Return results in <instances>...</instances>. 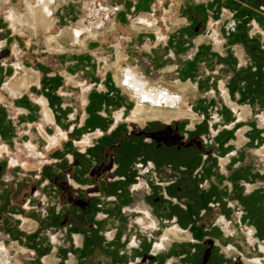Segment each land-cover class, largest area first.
<instances>
[{"label": "crops", "instance_id": "1", "mask_svg": "<svg viewBox=\"0 0 264 264\" xmlns=\"http://www.w3.org/2000/svg\"><path fill=\"white\" fill-rule=\"evenodd\" d=\"M38 1L0 2V149L4 148L0 151V264H153L155 260L161 264H247L245 259H258L264 264V221H259L264 199L254 201L256 190L264 187V170L255 174L258 156L253 153L256 146L264 143V51L263 57L257 58L258 50L247 48L248 39L239 30L226 33L225 24L236 12L234 7L224 12H229L230 17L223 15L216 24L205 13L212 26L200 35H188V26L196 20L190 11L204 5L212 8L215 3L224 6L230 0H97L102 7L99 10L89 8L94 0H49L50 16L55 18L50 30L34 28L24 19L16 21L18 15L27 14L28 2L37 5ZM243 1L256 10L249 14L251 27L264 32V14L257 11L264 0ZM57 3L60 4L54 9ZM190 3L193 7L188 6ZM131 6L137 11L133 16L150 15L158 29L140 30L134 27L132 17L129 23L126 16ZM143 19L149 22L146 17ZM81 20L88 29L80 38L72 40L71 35L63 34L65 28ZM99 20L103 24L98 33L90 31ZM210 31L215 32L219 49L216 42L212 45ZM159 32L163 34L162 40L158 38ZM50 35L57 38L53 46L63 50L49 49ZM85 37L82 46L80 42ZM54 57L60 62L57 73L47 63L48 58ZM84 57L94 61L97 73L86 76L78 71L75 66ZM170 67L173 69L168 71ZM17 68L29 71L34 78L19 93L7 87L17 77ZM212 69L215 71L211 73ZM125 78L144 81L151 92L175 95L183 101H178V108L185 105L186 98L185 107L195 115L186 111L192 114L187 117H193L183 120L186 132L196 131L204 120L209 132L215 134L212 138L219 137L218 142L223 144L222 159H229L225 166L234 165L227 174L222 165L221 187L208 181L210 189L198 192L189 181L190 174L185 172L176 184L181 190L175 189V185L164 190L166 186L162 185L158 194L171 202L162 199L159 203L153 202L145 191L116 198V183L105 181L112 186V191L102 189L104 196L111 197L110 201L102 203L100 192L91 194L96 196L91 216L72 204L71 186L86 189L92 184L97 143L114 147L130 138L132 131L148 141H159L165 126L172 123L171 119L166 122L162 118L142 123L130 121L131 110L139 100L134 101L136 94L122 84ZM209 79L214 80L215 88L218 81L224 83L230 100L249 108L246 119H238L226 99L218 95L217 88L216 95L207 94V86L203 88L200 83L204 80L207 85ZM91 80L100 90L89 88L93 85ZM147 80L155 83L153 86L171 85L174 92L154 88ZM178 81L193 83L196 92L192 88L182 96L176 87ZM108 85L130 103V114L119 120L116 114L124 111V105L117 101V112L108 114L113 106L107 95ZM213 101L224 106L221 113L209 112L207 105ZM244 127V142L235 145L233 139L238 137L234 131L238 134ZM89 129L93 131L91 135ZM228 136L229 141L233 137L229 143ZM87 138L89 144L82 145ZM53 140L55 145L50 144ZM231 151L233 156L239 155L231 159L227 156ZM259 151L262 153L258 155H264V149ZM190 159L182 156L178 166L192 171L199 161ZM120 161L127 163L129 159ZM206 173L210 174V169ZM158 174L160 180L169 181L174 173L161 168ZM233 183L238 196L232 201L237 209L248 208L245 219L236 211L224 214L221 204L214 208L210 205L209 209L215 193L222 196V205L228 202L223 197L226 192L229 196L233 193ZM248 186L253 187L251 191ZM101 204L102 209L97 207ZM171 227L182 229L181 239H164L165 231ZM246 230L252 231L251 241ZM158 236L160 249L156 247Z\"/></svg>", "mask_w": 264, "mask_h": 264}, {"label": "flooded vegetation", "instance_id": "2", "mask_svg": "<svg viewBox=\"0 0 264 264\" xmlns=\"http://www.w3.org/2000/svg\"><path fill=\"white\" fill-rule=\"evenodd\" d=\"M1 1L2 0H0V2ZM28 4H30V3L29 2L27 3V9H28ZM31 5H33V4H31ZM29 17H30V12L28 9L27 14L25 16L18 15V19L16 21H21V19H24L25 21H28L30 23V25L34 28L40 26V27H43L45 30H48L47 29V27H48V24H47L48 14L46 12H44L43 10L41 11L40 18H39L40 22L35 24V26L30 22ZM143 17H146L149 20V22L146 23V21L143 19ZM102 24H103L102 21L99 22V24L96 27L91 28L90 31L96 30V32L98 33L97 30L101 27ZM154 24H155V20H153V18L148 14H141L134 19V27L138 26L139 28H141L140 30H142L143 28L153 29V30L158 29ZM210 26H212V25H210ZM65 29H67V31L69 32L66 35H71L72 40H75V36H74L75 32L79 33L78 34L79 37L78 36L77 37L80 38V35L84 31H86L88 28L85 27L82 23H78L77 27L75 29H72L70 27L65 28ZM158 38H159V40L163 39V34L161 32H159ZM211 38L217 44L216 49H219L220 43H219L218 39H216L215 32H212ZM82 41L80 43L82 46H84L85 42H84V44H82ZM62 50H63V48H62ZM172 69H173V67H170L168 71H171ZM23 71H26V70H19L18 69V74L20 72H23ZM116 79H117V81L120 82L118 75H116ZM31 80H30V82H31ZM178 82H180V81H178ZM127 83L131 87L135 88V84L131 83L130 79L127 80ZM137 83H139V81H136V84ZM176 84H177V82H176ZM180 84H182V82ZM184 84L188 85V86L189 85L192 86L191 82L183 83V85ZM176 86H178V84ZM7 87L9 88V84L7 85ZM191 89L192 88L190 87L189 90H191ZM196 89H197V87L195 86L194 92H196ZM220 89L222 90L223 98L226 99L227 105H229V107L238 115L237 116L238 119L240 121H242L243 119H246L248 117V115L250 114L249 108L248 107H240L239 105L234 103L232 100H230V97L226 91V86L224 83L220 84ZM214 90L216 91V88ZM19 92L20 91H18V92L16 91V93H19ZM217 92L219 95L220 91L218 90ZM214 94L216 95V93H214ZM166 95H168V94L161 93V96H162L161 98L165 97ZM133 97H134V99H136L135 95ZM122 99H123V103H124L123 104L124 105L123 106L124 111L117 112V114H116L117 120L121 119L122 116L125 115V112L129 111V109H130V103L127 101L126 96H124ZM177 100H178V97H177ZM42 101L44 104H46L45 99H43ZM178 101H180V99ZM147 104H149V103H144V102L139 103L138 102L137 105L135 107H133V109L131 110L129 120L132 122H136V123H142L146 119H155V118H162V119L166 120V122H169L172 120L171 124L165 126V130L163 133V139L159 140V141H156V140L148 141L146 137H139V136L135 135V131H132V133L130 134V138H128L127 140H124L123 142L117 143L114 147H112L108 143L107 144L106 143H104V144L97 143L96 144L97 147H95L96 148L95 152L96 153H97V151L100 152L99 155L102 157V161L99 163L98 158L96 156V159L94 160V163H93L92 175L90 177L92 184L88 185V187L86 189H83L79 186L78 187L71 186L73 189L72 204L76 207H79L81 210L84 211V213H87L88 215L91 216L92 210L94 209V207H96V205L94 204V201H95L94 198H96V196L91 195V194H94L96 192H100L101 197H99V198L102 201V203H105L106 201H110L111 197L110 196H107V197L104 196L105 192L102 189L108 188L109 191H112L111 190L112 186L111 185L107 186L105 181L116 183V185L118 187L115 190L116 198H120L121 196H122V198H125L127 194H129L130 192H134V191H138V192L145 191L146 196L151 197V200L153 202H159V203L163 202L162 199L165 200V202H167V203L171 202V200L166 198L164 195H162L160 197V195L158 194V191L161 189L162 185L166 186L164 188V190H167V188H171L174 185H175V189L181 190V187L176 186V184L178 183V180L182 177V174L185 172H188L191 175H193V173H194L193 176L195 178L194 177H192V178H194L195 181H198L199 183L201 181H203V182H201V184L197 183L196 185H194L195 189H196V187L198 189L199 188L203 189L201 186L205 182L203 179H205V177H206V174H207L206 172H207V170L210 169V165L213 166L216 164V160L212 159L210 161L211 164H205L204 161L201 163L199 161V159H200L199 156L202 157L201 156V149L197 151V149H195V147H193L194 144L191 143L190 141L189 142H186V141L183 142V140H182L183 132H181L182 127H180V128L176 127V125L182 126L184 124V122H183L184 119L193 118L195 116L194 113L192 111H190L193 114V117L185 116L187 118L179 117L176 115H173L171 117H160V116H158V117H145L143 114H135V110L139 106H142V105L144 107H146L147 109H164V110H173L175 112L176 111L186 112V111L182 110L181 108H178L177 104L172 106V105H169L166 103V105H169V106L157 107V108L150 107ZM186 104H187V102L185 103V105ZM185 105H182V106H185ZM153 106H155V105H153ZM234 106L237 107L236 110L233 109ZM112 110H113V106L110 107V109H108V111H107L109 115H111L113 113ZM116 110H118V109H115V111ZM244 112H248V113L245 116L241 117V115ZM191 113L188 116H192ZM48 114L51 116V112L49 110H48ZM262 121H264V120H262ZM178 123H180V124H178ZM239 123H241V122H239ZM173 128L181 130L179 132L180 138H177L174 135ZM246 130H247V128L244 127L238 132V134H237L238 140L235 141V145L240 146L243 144L244 133L246 132ZM184 131H186V128ZM192 132L190 133L187 131L188 134H192ZM92 133H93V131H91V129H89L88 135H91ZM230 134L233 135L231 132H230ZM208 136L209 135L206 136V139H208ZM188 140H189V137L187 138V141ZM53 141H54L53 143L50 142L51 145H55L56 141L55 140H53ZM81 144L82 145H88L89 144L88 138L85 139ZM186 144L189 145V147H187ZM96 145H94V146H96ZM259 147L260 146H256V148L253 150V153L256 156L264 159V155H258L256 153L257 150H263L264 149V147H262V148H259ZM189 148H191V149L194 148V151L189 152V150H188ZM3 149L4 148L0 149V151L3 152ZM177 153H183L182 156L188 157V158L191 155H193L194 158H196V157L198 158V159L196 158V161H199V164L192 171L188 170L189 167L178 166V161L176 160ZM123 159H129V161H127V163L120 161ZM228 162H229V159H227V158H224L221 160V164L223 166L225 164H227ZM12 164H15V161H12ZM161 168H165L166 170L170 171L171 173H174L173 177L169 181L160 180L158 173H159V169H161ZM203 169H205V170L203 171ZM176 173H177V175H176ZM205 183L207 184V181ZM252 188L253 187L248 186L249 191H251ZM199 190H197V191L200 192ZM97 207L102 209L103 204H101ZM101 209H98V212H101L102 211ZM165 209H166V207H165ZM143 212L147 216L150 215L147 211H143ZM139 222L142 223L143 220L140 219ZM182 234H183V231L181 228L171 227L165 231L164 239L167 240L169 237H171L173 239H181ZM251 235H252V231L248 233L249 241H251ZM160 236H158V241H156L158 243V245L160 244V240H159ZM137 244H134V245L136 246ZM208 244H211V242H209ZM154 245H155V242L152 244V246H154ZM158 245L156 247H158V249H160V245L159 246ZM262 250H264V247H262ZM245 261L247 264H262L260 262V260H258V259H256V260L245 259ZM145 262H150V260H146ZM153 264H161V262L159 260H155Z\"/></svg>", "mask_w": 264, "mask_h": 264}, {"label": "rangeland", "instance_id": "3", "mask_svg": "<svg viewBox=\"0 0 264 264\" xmlns=\"http://www.w3.org/2000/svg\"><path fill=\"white\" fill-rule=\"evenodd\" d=\"M231 1H233V0H230V2H227V3H225V5L224 6H221L220 4H214L213 5V7L212 8H209L208 6L206 7V5H204L202 8L201 7H199V9H197V10H195V11H190V13H192V14H194L195 15V17H196V20L193 22V23H191V25H189L188 26V35H189V37L191 36H195V35H200L201 33H202V31H204V30H206L208 27H209V22H208V20H206L205 19V13H207V14H209L210 16H211V19H214V23L216 24V23H218L219 21H221L222 19H223V15H225L224 16V18H228V17H230V13L229 12H227L226 11V13H224L225 12V10H230L229 9V7H234L235 8V10H236V12L234 13L233 12V14L231 15V17L229 18V20H227V22H226V24H225V31H226V33L227 34H229V33H232V32H234V31H236V30H239L240 31V33H242V35L244 36V38H245V40H247L248 42H247V48L249 49V50H251V51H253V49H257L258 50V52H256L255 51V54H256V56H257V58L258 57H263V51H264V43L262 42L263 40V38H264V32H262V31H258V30H256L255 29V27L254 26H252L251 27V24H250V19H249V14L251 15V13L253 12V11H256V10H254L253 8H252V6H248V2L247 1H243V0H236V1H233L232 3L234 4H231ZM60 4V3H59ZM59 4H58V6H59ZM194 4V3H193ZM250 4V3H249ZM35 6V5H34ZM188 6H190V7H193V5H192V3H190V5H188ZM145 6H143L142 8H144ZM217 7V8H216ZM89 8H91L92 10L94 9V10H99V9H101L102 7H100L99 6V1H97L96 0V2H95V0H94V2H93V4H92V6H90ZM115 9H117L116 10V12H118L119 11V9H118V7H116ZM258 10L257 11H260V12H263V14H264V4L262 5V6H260L259 8H257ZM129 14L126 16V19H128L129 20V23H130V21L133 19H135L136 17L135 16H133V14H135L137 11H136V9H135V6L133 7V6H131V7H129ZM42 11V10H41ZM41 11H39V16H40V13H41ZM218 13V14H217ZM224 13V14H223ZM216 14H217V16H216ZM50 17V18H49ZM49 17L47 18V24H48V26H53L54 25V22H55V18L54 17H51L50 15H49ZM131 17H132V19H131ZM216 18H218V19H216ZM249 19V20H248ZM132 20V21H133ZM154 20V19H153ZM102 21V23H103V20H99L97 23H96V26L99 24V22H101ZM39 23V22H38ZM78 23H82L85 27H87L85 24H84V22H83V20H81L80 22H78ZM77 23V24H78ZM77 24L75 25V26H72V27H70V28H72V29H75L76 27H77ZM91 24H92V22H91ZM95 26V27H96ZM67 28H69V27H67ZM69 32L67 31V29H65L64 31H63V34L64 35H66V34H68ZM212 35V31H210L209 32V36H211ZM50 36H53V35H50ZM249 38H250V40H249ZM257 41H259L260 43H258ZM188 42H190V41H188ZM215 43V41H212V45ZM263 44V45H262ZM254 47V48H253ZM262 49V50H261ZM192 56H188L187 58L188 59H190ZM47 63H48V65H49V67H50V69H51V71H53V72H55V73H57V72H59V69H60V62H59V60L56 58V57H54V58H48V61H47ZM76 64V63H75ZM75 67H77L79 70L78 71H82L83 73H84V75H86V76H89V74H91V73H97L98 72V69H97V67H96V65H95V63H94V61H92L89 57H84V58H82V61L81 62H78L77 64H76V66ZM228 70V69H227ZM213 71H215V70H210V72L212 73ZM229 76H230V74H229ZM216 80V79H215ZM148 81V80H147ZM93 85H95V87L93 86V85H90V89H96V90H100V88H99V85H96V83H95V81L94 80H91L90 81ZM149 82V81H148ZM204 80L202 81V83H200V85H202V87L204 88V87H206L207 88V91H209V92H207V94L208 93H210V94H212V96H214L215 94L213 93L215 90V82H214V80L213 79H209L208 81H206L207 82V85H204ZM150 83V82H149ZM218 83H219V81H218ZM218 83L216 84V88L218 87ZM151 85H152V87H154V88H158V89H160V88H165V89H168V91L169 92H171V93H173L174 92V87L173 86H171V85H168L167 87H166V85H164V84H159V85H157V86H153V84H155V83H150ZM177 84H178V86H176L177 87V89H178V91H180V89L179 88H181V87H184V86H188V85H183V84H180V82H177ZM176 84V85H177ZM148 86H149V84H147ZM220 85V84H219ZM109 89H108V93H107V95L109 96V99H110V102H111V104L113 105V112L114 113H116L117 111H115V109H116V103H117V101H119L120 100V102H123V99L121 98V96H120V93H119V91L117 90V89H115L114 87H110L109 85L107 86ZM189 87H191V88H193V90H194V88H195V85L192 83V86L191 85H189ZM149 88L151 89V87L149 86ZM210 88H211V90H210ZM263 90H264V87H263ZM190 91V90H189ZM188 91V92H189ZM195 91V90H194ZM216 92V91H215ZM193 93H195V92H193ZM192 93V94H193ZM180 94H181V92H180ZM187 94V93H186ZM185 94V95H186ZM214 94V95H213ZM182 95V94H181ZM184 95V96H185ZM212 96H210V97H212ZM133 99V98H132ZM134 101H136L135 99H133ZM185 100V103L187 102L186 101V98L184 99ZM179 102H183L182 100H180ZM124 104V103H123ZM225 104V103H224ZM221 105H223V104H221ZM186 106V105H185ZM185 106H181V109L182 110H185V111H189L190 112V110H188V108H186ZM206 106V105H205ZM207 107L209 108V112H212V113H215V114H219V113H221V111H222V109H223V107L224 106H220V105H217L216 103H214V101H213V104L211 103L209 106L207 105ZM225 107H226V104H225ZM193 112V111H192ZM194 113V112H193ZM125 114H127V115H129L130 114V111H127V112H125ZM206 114H208V113H206ZM207 116V115H206ZM210 117H213V116H210ZM210 119V118H209ZM197 120V119H196ZM199 120V119H198ZM213 120V119H212ZM213 122H214V120H213ZM177 124V123H176ZM178 124H180V123H178ZM189 124V123H188ZM184 125V124H183ZM178 126V125H176V127H178V128H180V127H182V131L181 130H179V129H176V128H173V131H174V135L177 137V138H180V131L181 132H183V137H182V140H183V142L184 141H186V142H191V143H193L194 144V146L193 147H195V149H197V151L198 150H200L201 149V156L202 157H200L199 156V161L202 163L203 161L205 162V164H211L210 163V161L212 160V159H214V160H216V164L215 165H210V174H206V177H205V179H203L205 182L207 181H215V184L216 185H218L219 187H221V184H222V180H221V177H223L221 174L223 173V166H222V164L220 165V163H221V160L220 159H222L223 157L221 156L222 155V152L220 153L219 151H221V146H223V144H220V142H218V140L220 139L219 137H214V138H212V136H214L215 134H213V133H210L209 132V127L208 128H206V122L204 121V120H202V122H201V124H200V126H198V128L196 129V131H194L192 134H187V132L186 131H184L185 130V125L184 126ZM185 127V128H184ZM184 129V130H183ZM211 131V130H210ZM237 131H234V135H236L237 136V133H236ZM164 133V132H163ZM219 134V133H218ZM207 135H209L208 136V139L206 140V136ZM232 136V135H231ZM189 137V140L187 141V138ZM226 137V136H225ZM232 138L233 137H231V139H230V141H232ZM205 140V141H204ZM226 140L228 141L227 143H229L230 141H229V136L226 138ZM234 141H236V139L234 138L233 139ZM207 141V144H203L204 142H206ZM184 144V143H183ZM186 146L187 147H189V145H187L186 144ZM185 146V147H186ZM258 146H260L259 148H262V147H264V143H262L261 145H258ZM185 149V148H184ZM189 150V152H192V151H194V148L193 149H191V148H189L188 149ZM185 152V151H184ZM183 152V153H184ZM196 152V151H195ZM219 152V153H218ZM99 151H97V153H95V155L97 156V158H98V161H99V163L102 161V157L99 155ZM183 153H177V155H176V160L177 161H179L180 159H181V157H182V154ZM237 155H239V154H234V156H233V151H231V152H229V154L227 155V156H231V159H232V156L233 157H236ZM208 156V157H207ZM189 158H191L190 160L191 161H195L196 160V158H194L193 157V155H191ZM198 159V158H197ZM190 161V162H191ZM199 164V163H198ZM254 165H255V167H256V172H255V174H259V172H263V170H264V160L262 159V158H260V157H257L256 158V161L254 162ZM225 166V165H224ZM232 166H234L233 164H230L229 165V167L227 168L226 166H225V174H227V172H229V171H231V169H232ZM197 167V166H196ZM195 167V168H196ZM194 168V169H195ZM206 168V167H205ZM193 169V170H194ZM228 169V170H227ZM205 169H203V171H204ZM195 172V171H194ZM193 175H194V173H193ZM193 175H189L188 177H189V181L193 184V185H196L197 183L198 184H201V182H203V181H201L200 183L198 182V181H195L194 180V176ZM192 177H194V178H192ZM197 177V176H196ZM199 179V178H198ZM194 182V183H193ZM203 183L202 184V188L203 189H201V188H197L196 187V189L197 190H199L200 192H203L204 190H206V189H208L209 188V186L208 185H206V183ZM234 184V183H233ZM212 185V184H211ZM210 189V188H209ZM237 189V187H235V184H234V186H233V193H231L230 194V196H229V194H227V192L224 194V197H223V200L224 201H226V200H228V202H226L225 203V205H222V203H220L221 201H222V196L220 197L219 196V192L217 193V195H216V193H215V199H212L211 200V202H210V204H209V209H211L212 207L214 208V207H216V206H219V204H221V207H223L222 209H223V212H224V214H227V215H232L233 214V212L234 211H236V213L237 214H239L240 215V217H241V219H245L244 217H246L247 215H249V210H248V208H246V206L244 207V208H242V209H237L236 208V206H235V203L236 202H233L232 200H233V198L235 199L238 195V191L236 190ZM246 188L244 189V191L243 192H246ZM256 194H255V197H254V201L256 200V201H258L257 199H260L261 200V198L262 199H264V187H260V188H258L257 190H256V192H255ZM217 197V198H216ZM240 200V199H239ZM260 200H259V202H260ZM224 204V203H223ZM210 205L212 206V207H210ZM231 205L232 206H235L234 208L233 207H231ZM79 208V207H78ZM260 212L262 213L261 215H260V220L259 221H261L262 220V222L264 221V206H262L261 208H260ZM239 217V218H240ZM246 224V223H245ZM245 224L243 223V226H245ZM263 227H264V222H263ZM97 225H95L94 223H93V227L94 228H96L97 229V227H96ZM167 227H170L169 225H166ZM248 226V225H247ZM167 227H165V228H167ZM246 233H249V230L247 231L246 230ZM125 258L123 257L122 258V260H124Z\"/></svg>", "mask_w": 264, "mask_h": 264}, {"label": "bare ground", "instance_id": "4", "mask_svg": "<svg viewBox=\"0 0 264 264\" xmlns=\"http://www.w3.org/2000/svg\"><path fill=\"white\" fill-rule=\"evenodd\" d=\"M58 4L59 3H57L54 6V9H56L58 7ZM28 9H29V12H30L29 20L34 26H35V24L40 22L39 21V18H40L39 11L43 10L44 12H46L48 14V17L50 15V13L52 12L49 0H44V4H42V5L40 4V0L38 1L37 5H35V6L31 5V4H28ZM47 29L50 30L51 26H48ZM78 34H79L78 32H75L74 36L77 37ZM86 38L83 39L82 44H84ZM53 43H57V38L55 36H48L47 44H48L49 49L52 50V51L62 50V48L60 46L59 47L58 46H53ZM28 72L27 71L20 72L18 74V76L13 81H11V83L9 84V88L11 90H14V91L18 92L21 89H23L26 86H28L30 80L34 79L33 75L28 74ZM130 72H131V70H130ZM132 73H134V72H132ZM127 80H129V78L128 79L125 78L122 81V84L125 87H127L128 89H130L131 91H133L134 94H136L135 97H136V99L139 100L138 101L139 103H143L144 102V103H149V104L155 105L156 107H167L169 105H172V106L176 105L177 102H178L177 97H174L175 95L174 96H170L168 94L165 97L161 98L162 97L161 93H159V92H157V93L151 92L150 91L151 89L149 88V86L143 84L144 81L143 82H139V83L136 84V80L130 78L131 83L135 84V88H133L127 83ZM179 89H180V92H181L182 96H184L189 91L190 87L189 86H184V87H181ZM166 103L169 104V105H166ZM234 109L236 110L237 107L234 106ZM135 114H143L145 117H158V116H160V117H171L173 115H176V116H179V117H185V116L190 115V113H188V112H180V111H176L175 112L173 110H164V109H147L143 105L139 106L135 110ZM256 153H262V152L258 150V151H256Z\"/></svg>", "mask_w": 264, "mask_h": 264}, {"label": "built area", "instance_id": "5", "mask_svg": "<svg viewBox=\"0 0 264 264\" xmlns=\"http://www.w3.org/2000/svg\"><path fill=\"white\" fill-rule=\"evenodd\" d=\"M220 81H219V83H218V87H217V89L220 91V93H219V95L223 98V93H222V90L220 89ZM213 93H215V91L213 92ZM224 99V98H223ZM207 140V139H206ZM205 141V140H204ZM204 144H207V141L206 142H204ZM108 239H109V236L107 237Z\"/></svg>", "mask_w": 264, "mask_h": 264}]
</instances>
